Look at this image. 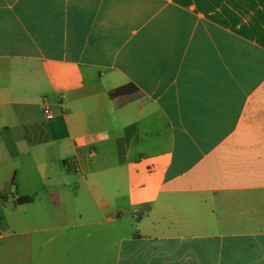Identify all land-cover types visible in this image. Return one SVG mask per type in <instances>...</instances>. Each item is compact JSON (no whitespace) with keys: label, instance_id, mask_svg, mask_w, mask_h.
Instances as JSON below:
<instances>
[{"label":"crops","instance_id":"crops-1","mask_svg":"<svg viewBox=\"0 0 264 264\" xmlns=\"http://www.w3.org/2000/svg\"><path fill=\"white\" fill-rule=\"evenodd\" d=\"M0 214L9 264H264V0H0Z\"/></svg>","mask_w":264,"mask_h":264},{"label":"trees","instance_id":"trees-1","mask_svg":"<svg viewBox=\"0 0 264 264\" xmlns=\"http://www.w3.org/2000/svg\"><path fill=\"white\" fill-rule=\"evenodd\" d=\"M130 92H132V93H135V95H134V98H133V99H137V98H139V97H140V94H139L138 90H136V89H133V90H129V91L125 92V93H130Z\"/></svg>","mask_w":264,"mask_h":264},{"label":"rangeland","instance_id":"rangeland-1","mask_svg":"<svg viewBox=\"0 0 264 264\" xmlns=\"http://www.w3.org/2000/svg\"><path fill=\"white\" fill-rule=\"evenodd\" d=\"M1 215V214H0ZM3 261L0 262V264H9L7 254L4 255Z\"/></svg>","mask_w":264,"mask_h":264}]
</instances>
